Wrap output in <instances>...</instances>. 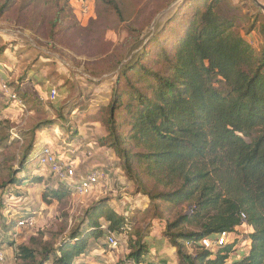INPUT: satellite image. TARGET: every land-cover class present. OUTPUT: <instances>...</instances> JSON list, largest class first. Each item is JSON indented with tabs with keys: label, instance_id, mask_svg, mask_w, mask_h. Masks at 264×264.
<instances>
[{
	"label": "trees",
	"instance_id": "trees-1",
	"mask_svg": "<svg viewBox=\"0 0 264 264\" xmlns=\"http://www.w3.org/2000/svg\"><path fill=\"white\" fill-rule=\"evenodd\" d=\"M221 3L189 1L191 14L172 27L180 29L177 39H167L164 28L151 39L156 40L151 65L145 64L150 54L142 51L116 78L99 146L118 158L119 170L138 194L188 208L158 238L144 231L128 233L134 239H128V254L119 264H153L148 257L166 244L174 248L177 264H264V23L257 50L235 31ZM53 125L49 121L36 130ZM46 142L33 137L22 153L19 174L35 163ZM40 172L33 173L31 183H40ZM9 176L5 183L16 187L28 180ZM146 181H156L162 192L147 191ZM63 189L59 183L50 195L59 201ZM109 201L90 205L81 229L56 249L22 247L20 260L74 264L89 252L92 239L105 237L102 224L115 234L131 232L126 218L107 207ZM237 227L244 228L241 235ZM222 232L235 237L215 252L202 249V239Z\"/></svg>",
	"mask_w": 264,
	"mask_h": 264
},
{
	"label": "rangeland",
	"instance_id": "rangeland-1",
	"mask_svg": "<svg viewBox=\"0 0 264 264\" xmlns=\"http://www.w3.org/2000/svg\"><path fill=\"white\" fill-rule=\"evenodd\" d=\"M80 1L0 0V85L15 91L25 106L21 109L0 96V264H25L20 260L22 247L56 249L84 225L86 209L100 199L115 201L111 209L126 218L131 232L116 234L115 248L107 246L105 237L92 239L89 252L74 264H118L128 254V239H134L128 233L144 231L156 238L166 224L188 212L186 204L151 202L138 194L119 170L118 158L99 141L106 135L102 124L121 68L134 63L142 51L150 54L145 64L151 65L156 51V40L151 39L164 28L167 39H177L180 29L172 27L191 12V0H83L87 15L79 12ZM257 1L264 5V0ZM221 10L234 21L235 31L260 49L264 13L255 3L222 0ZM49 121L54 124L51 130L38 133L36 127ZM34 136L46 139L58 159L72 160L79 175L95 169L106 173L107 181L88 198L63 189L65 194L57 201L50 191L59 183L47 168L27 162V170L17 172ZM39 170L40 183H31ZM12 174L28 180L18 187L7 185ZM146 182L147 191L162 192L156 181ZM141 202L146 203L143 211L129 209ZM26 217L33 225L17 229L18 221ZM41 259L36 256L37 262Z\"/></svg>",
	"mask_w": 264,
	"mask_h": 264
},
{
	"label": "built area",
	"instance_id": "built-area-1",
	"mask_svg": "<svg viewBox=\"0 0 264 264\" xmlns=\"http://www.w3.org/2000/svg\"><path fill=\"white\" fill-rule=\"evenodd\" d=\"M82 2L84 1L83 0L80 1L79 12L80 14L82 13L83 15H87L89 13V7L86 5V3H82ZM0 90L3 96L7 98V100L12 101L21 109L25 108L24 104L19 99L18 94L15 91H12L11 88L7 87L4 83L0 85ZM55 96H56V91L52 90L50 93L51 100H53ZM36 161L39 166L47 168L50 175H52V177H54V179L57 182H59L62 186H64V188H66L67 191H69L71 194L79 198L90 197L93 190L97 189L102 184H105L108 178L106 173H103L95 169L86 171V173L79 175L75 169L76 167L73 164L72 160L58 159L54 150L48 145L43 146L41 148L39 154L36 156ZM32 225H33L32 219H30L29 217L22 218L17 223V229ZM100 229L106 233L105 238H106L107 246L115 248L118 244V239L116 237V234L110 231L105 224H102L100 226ZM241 229L244 228L237 227L234 230L236 233H238V235L239 234L241 235L242 234ZM234 237L235 235L232 233L222 232L216 237L202 239L199 244L203 250L212 253L215 252L220 247H223L230 240H233ZM244 246H245L244 248L245 251L248 250L249 244L245 243ZM190 252L192 251L190 250ZM0 260H1V255H0Z\"/></svg>",
	"mask_w": 264,
	"mask_h": 264
},
{
	"label": "crops",
	"instance_id": "crops-1",
	"mask_svg": "<svg viewBox=\"0 0 264 264\" xmlns=\"http://www.w3.org/2000/svg\"><path fill=\"white\" fill-rule=\"evenodd\" d=\"M113 202H115V201L110 200L108 203L111 208H113L111 205ZM142 203L143 202H141L140 204L137 203L133 207L130 206L129 209L143 211V208H145L144 206H146V203L144 202L145 203L144 206L142 205ZM114 210L118 211L117 208ZM117 213L120 214V212H117ZM150 237H153V236H151V234H150ZM158 237H159V235L156 238H158ZM125 256H126V254L123 255L121 261L125 259ZM148 258L151 262H153V264H177V258H176L175 250H174V248H172L168 244H166L160 252H158L156 254H151Z\"/></svg>",
	"mask_w": 264,
	"mask_h": 264
},
{
	"label": "water",
	"instance_id": "water-1",
	"mask_svg": "<svg viewBox=\"0 0 264 264\" xmlns=\"http://www.w3.org/2000/svg\"><path fill=\"white\" fill-rule=\"evenodd\" d=\"M254 3H255V5L264 13V5L263 4H261L259 1H257V0H252Z\"/></svg>",
	"mask_w": 264,
	"mask_h": 264
}]
</instances>
